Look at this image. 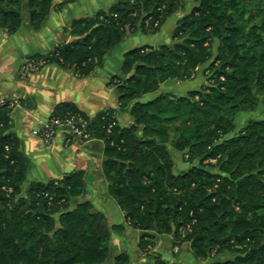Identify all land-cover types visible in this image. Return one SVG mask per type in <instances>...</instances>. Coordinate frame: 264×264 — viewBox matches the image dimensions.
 <instances>
[{
    "label": "trees",
    "instance_id": "16d2710c",
    "mask_svg": "<svg viewBox=\"0 0 264 264\" xmlns=\"http://www.w3.org/2000/svg\"><path fill=\"white\" fill-rule=\"evenodd\" d=\"M75 1L0 0V29L16 34L25 13L37 32L53 9ZM187 1L190 11L182 0H117L73 21V42L29 58L86 78L126 38L155 35L184 12L169 45L126 52L109 82L131 124L121 125L118 111L89 117L71 103L56 105L47 123L81 120L91 141L102 143L107 196L124 225H110L88 203L69 210L87 181L82 171L31 184L22 195L28 162L9 133L12 101L0 105V264H108L111 235L125 225L140 233L136 253L151 264H186L154 251L163 238L172 249L187 245L195 263L228 255L210 264H264V120L235 124L264 106V0ZM197 77L204 82L185 96L142 102L167 82ZM130 259L121 253L112 264Z\"/></svg>",
    "mask_w": 264,
    "mask_h": 264
},
{
    "label": "crops",
    "instance_id": "0c3cea01",
    "mask_svg": "<svg viewBox=\"0 0 264 264\" xmlns=\"http://www.w3.org/2000/svg\"><path fill=\"white\" fill-rule=\"evenodd\" d=\"M116 1L76 0L64 5L61 9H53L37 32L29 28L25 13H23L21 28L16 34L8 35L0 29V98L11 100L14 103L10 114L9 133L18 139L20 154L28 162L26 179L22 185V195L31 184H46L61 180L72 172L82 171L85 173L87 181L82 194L70 201L69 210H73L77 205L88 203L94 213L105 215L110 225H124L122 213L116 212L118 208H112L111 200L107 196V184L102 174V163L105 160L102 143L91 141L80 147L76 145L66 146L63 143V134L58 132L52 146L44 148L34 133L48 123L54 107L62 103L75 105L79 111L89 117L107 109L119 113L118 94L115 88L109 85V82L111 78L120 74L122 56L130 50L143 46L169 45L175 23L184 13H176L168 19L158 34L126 38L118 47L106 55L102 67L89 77L77 78L72 70H63L56 65L46 66L38 74L25 81L18 77L20 66L30 57L49 54L56 47L69 44L75 40L69 31L73 21L91 17L99 11H106ZM58 4L56 3V5ZM166 27L167 29L170 27V35H165L167 40L160 43L158 39L161 40L164 35L163 30ZM143 38H149L148 40L153 41L152 45L146 43L142 45ZM196 80L167 82L160 87L157 94L144 97L142 102L151 101L160 93H170L178 97L185 96L201 85L199 83V86L196 87ZM26 97L33 102V108L28 109L24 105L26 104ZM118 122L127 126L132 123V120L128 113H119ZM172 152L173 160L176 154L181 155ZM182 164H184L182 160L180 163H176L179 167ZM124 227V234L128 235L126 237L130 241L123 243L119 237L121 235H111L109 263L112 264L115 256L125 253L131 258L130 264H151L136 254V245L140 233L126 225ZM114 237L119 239L117 241L118 253L113 250ZM165 242L169 243L171 239H159L156 243V252L161 254L163 259L172 262L169 252L164 254L161 251L160 245L165 244ZM178 262L183 261L179 260Z\"/></svg>",
    "mask_w": 264,
    "mask_h": 264
},
{
    "label": "rangeland",
    "instance_id": "374dc122",
    "mask_svg": "<svg viewBox=\"0 0 264 264\" xmlns=\"http://www.w3.org/2000/svg\"><path fill=\"white\" fill-rule=\"evenodd\" d=\"M182 1H183V3L186 6V9H187L186 11H190V9L193 6L192 5L193 3H191V1H187V0H182ZM169 28L167 29V27H166L163 30V34L164 35H163V37H161V40L158 39V42L162 43V42H165L167 40V37H165V35H167V36L170 35L171 29H169ZM158 33H160V30L158 31ZM148 39L149 38H143L142 39V41H143L142 42V45L145 44V43L146 44H149V45H152L153 41L148 40ZM214 49H215V46H214ZM45 67L46 66H41L38 69V72H36L35 74H32L31 76H34V75L38 74ZM196 82H197L196 83L197 84L196 87H197V86H199V83L202 84L204 82V79H202L201 77H199L196 80ZM169 90H171V89H169ZM249 120H264V106H259L258 109L254 113H251V114H240V115H238V117L235 120L236 128L240 130V128H243L247 124V122ZM77 147H80V146H77ZM174 160H175L176 163H180V160H182L181 155L176 154V156H174ZM187 168H188V165L187 164H182V165H180V167L178 166V169L179 170H182V169H185L186 170ZM111 203H112V208H118L117 205L112 200H111ZM116 212H120L119 209ZM118 218L119 217L117 215V219ZM126 236H128V235H125L124 233L121 234V236H119L120 237V240H122L123 243H126V242L130 241V239L128 237H126ZM118 240H119L118 238L113 239V246H114L113 250H115L114 251L115 253H118V249H117V241ZM156 248L157 247L155 246V248H154V251L155 252L157 251ZM160 248H161V251L164 252V254H166V253L168 254V252H169V254L171 255V258L170 259L172 260L173 263L174 262L177 263L179 260H181V261H183L186 264H210V263H214V262H221L223 260H227V259L230 258L228 255H224V256H221V257H219V258H217L215 260H208V261H206L204 263H195L192 260V258H191L190 251H189V248H188L187 245H184L181 248L175 247V248L172 249L171 248V242H169V243L168 242H165V244L160 245ZM173 253H175V255H173ZM108 264H110V263H108Z\"/></svg>",
    "mask_w": 264,
    "mask_h": 264
},
{
    "label": "built area",
    "instance_id": "2783aa9c",
    "mask_svg": "<svg viewBox=\"0 0 264 264\" xmlns=\"http://www.w3.org/2000/svg\"><path fill=\"white\" fill-rule=\"evenodd\" d=\"M41 66H45V62L42 60L28 59L24 61L18 70L19 79L25 81L32 74L38 72V69ZM4 103L5 99L0 98V105H3ZM13 105L14 103L12 102L11 107ZM77 123L81 124L78 126ZM110 128L111 125L109 126V129ZM58 132L63 134V143L66 146H68L70 142H72V145L76 146H82L91 142L89 134L85 132V123H82L81 120L74 121V119H71L64 124L58 121H52L50 124H46L42 129L35 132L34 135L37 136L42 147L49 148L52 146ZM67 136H73V138H66Z\"/></svg>",
    "mask_w": 264,
    "mask_h": 264
}]
</instances>
